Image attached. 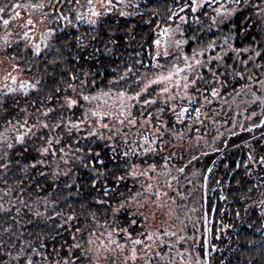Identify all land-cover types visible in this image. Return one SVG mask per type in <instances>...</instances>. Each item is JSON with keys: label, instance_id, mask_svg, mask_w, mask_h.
Wrapping results in <instances>:
<instances>
[{"label": "snow or ice", "instance_id": "snow-or-ice-1", "mask_svg": "<svg viewBox=\"0 0 264 264\" xmlns=\"http://www.w3.org/2000/svg\"><path fill=\"white\" fill-rule=\"evenodd\" d=\"M241 9L253 31L205 39ZM232 137L244 156L226 174L243 169L239 199L264 219V0H0V264L264 255V225L240 238L217 205L209 221L214 168L195 163Z\"/></svg>", "mask_w": 264, "mask_h": 264}, {"label": "trees", "instance_id": "trees-1", "mask_svg": "<svg viewBox=\"0 0 264 264\" xmlns=\"http://www.w3.org/2000/svg\"><path fill=\"white\" fill-rule=\"evenodd\" d=\"M251 15V11L247 9H241V11L233 16L231 19V22L221 25L219 30H213V34L209 35L208 37L216 35L217 32H228L230 28H233L234 26L240 30V32H243L245 27H249L253 21L252 20H246L245 18ZM124 19H121V31L115 33L116 36H119L122 34L123 31V23ZM145 20H147V17H144ZM127 24L129 26L136 25L137 32H147L148 26L144 23H142L139 18L137 17H128L126 18ZM114 21L112 19L108 20V24L111 25ZM249 31H253L249 27ZM254 34V33H253ZM191 35V33H189ZM252 37L251 35L248 36V39L243 40L241 42L242 38L237 35V39L235 41L236 46L243 47L245 44L248 43V40H250ZM192 46V45H190ZM256 136L260 135V131H256ZM249 137V134L241 133L240 139H247ZM225 139H228L227 134L225 135ZM240 139L236 137H232L230 140L229 147L223 151V153H210L208 157L201 158L198 162L195 163V167L198 169H203L206 171L207 167H213L214 172L210 175L209 178V187L206 191V204L209 210V221L211 222L213 220V215L210 211L212 205H217L219 209H227L229 213H231V217L225 216V223L234 224L235 225V232L240 233V238H251V239H257L259 240L261 238L260 234L256 233V228L261 227L264 225V219H259L260 214L253 213L252 215H247L245 211L246 203L242 202L239 197L241 195V191H246V189L250 186L247 183H244L241 185L240 188L237 187V181L238 180H244V173L243 169H239L233 176H229L226 173H230L232 169L235 167V161L237 159L243 158L244 154L242 152H238L232 148V144L239 143ZM223 148V145H221ZM212 161H216V164L213 165ZM227 164L229 167L225 169L224 165ZM82 177L87 176L86 172L81 173ZM216 180H222L224 184V194L228 196L227 201H221L218 199V196L220 195L221 189L217 186ZM213 189H216L213 191ZM233 195L237 197V199H233ZM239 211L241 219H235V212ZM221 216L220 212L217 211L215 214V221L219 222ZM249 225H252V227H249ZM200 235V233H199ZM232 240L236 241L237 236L235 234H232ZM215 242V241H214ZM225 244H227V240L225 241ZM234 248L236 247V244L233 243L232 245ZM220 247H224V244L220 245ZM214 257H220V252L213 253ZM223 257H228L232 260V264H248V261H252L253 264H264V255L261 254V252L258 249H253L251 252L247 250V248L238 249V251L233 254L229 251L225 250L223 252ZM222 257V258H223Z\"/></svg>", "mask_w": 264, "mask_h": 264}, {"label": "rangeland", "instance_id": "rangeland-1", "mask_svg": "<svg viewBox=\"0 0 264 264\" xmlns=\"http://www.w3.org/2000/svg\"><path fill=\"white\" fill-rule=\"evenodd\" d=\"M256 2H257V0H253V3H256ZM232 18H233V17H232ZM232 18H231V19H232ZM227 23H229V22L226 21L224 24H227ZM224 24H222V25H224ZM213 30H216V29H213ZM221 33H224V32H217L216 35L211 36V37H208V38H206V40H207V39H213V38H215V37H217V36H220ZM225 33H227V32H225ZM193 46H195V45L189 46V51L191 50V47H193ZM257 122H258V121H257ZM229 127H230V125H229ZM237 130H238V129H237ZM226 134H227V133H225V135H226ZM255 134H258V133H255ZM249 135H250V134H249ZM243 154H244V153H243ZM196 168H197V167H196ZM197 169H198V168H197ZM252 197H253V200H258V199L260 198L258 192H254V193H252ZM191 206H192V202L189 201V207H191ZM245 209H247L246 214H247L248 216H249V215H252L253 213H257V214H260V213H261V209H260L258 206L253 205V201H252V200H248V202L246 203V207H245ZM197 227H199V225H198ZM188 234H189V235H192L191 225H189ZM195 235H196L197 237H199V232H197Z\"/></svg>", "mask_w": 264, "mask_h": 264}]
</instances>
